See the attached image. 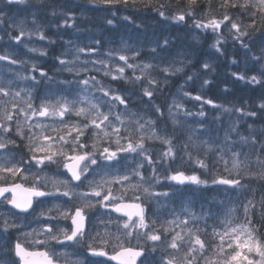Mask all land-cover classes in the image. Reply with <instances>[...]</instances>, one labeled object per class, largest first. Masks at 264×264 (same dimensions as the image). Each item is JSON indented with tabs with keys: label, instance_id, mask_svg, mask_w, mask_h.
I'll list each match as a JSON object with an SVG mask.
<instances>
[{
	"label": "rangeland",
	"instance_id": "obj_1",
	"mask_svg": "<svg viewBox=\"0 0 264 264\" xmlns=\"http://www.w3.org/2000/svg\"><path fill=\"white\" fill-rule=\"evenodd\" d=\"M224 2L225 0H196L194 4L189 5L188 0H135L134 3L129 0L127 4L108 5L95 3L93 0H25L22 4H9L8 0H0V55L9 57V60L0 61V87L9 93L7 96L0 93V123H7L12 129L7 134L0 132V136L15 141V145L9 144L7 148L0 149V164L23 160L24 163L20 166L25 169L24 175L27 176V179L17 175L14 179L9 177L7 180H0V186L20 182L32 187L35 183L39 190L52 193L46 199L40 200L34 212L29 215H22L11 209L7 202L10 198L0 203V264H19L14 254L16 243L30 250H47L62 264H98L101 261L110 264L100 257L90 256L86 248L89 237L95 236L96 232L101 235L105 232H111L113 236L117 234L116 223H108L110 218L117 217L110 209L99 204L91 209L85 208L88 222L83 244L57 243L49 238L50 234L45 230L53 228V232H58L59 228H65L70 231L71 219L60 217L56 209L69 210L74 214L75 209L82 207L86 200L98 199L83 195L91 191L90 180L112 181L123 175H128L130 179L123 184L112 183L110 186L113 193L117 196L121 192L125 193V202L141 203L146 208L149 228L158 229L161 234V241L155 242V251L151 249L152 241H145L143 238L138 240L135 235L133 238L122 237L128 246L136 247L138 243L146 245V254L151 264H166L171 255H175L178 261L184 260L189 241L199 236L206 245V252L204 257L198 260V264L219 259L217 233L223 234L229 227L226 221H230L232 226L240 224L235 214L236 199L245 190V186H241L240 177L250 176L261 165L262 154L257 152V148L260 145L259 150L263 144L262 141L259 142L257 131L252 128L251 116H255L241 109L218 107L211 116L213 119L210 126L205 123L209 114L203 113V107L199 106L198 100L195 99L200 96L198 86H202V82L206 80L198 73L189 72L191 64L199 60L195 61L193 48L190 50L188 43L196 42L199 38L207 42L202 48L205 64H215L216 59L223 58L226 51V62H235L236 76L244 77V80L250 83H253L251 78L255 76L258 82H264V13L258 10L257 0H249L247 8L239 6L244 0H238L236 7H222ZM75 8L81 9L82 15H74ZM161 12L164 13L163 16L160 15ZM112 14L118 17L115 23L111 19ZM181 14L185 17L183 21L176 19ZM225 14L230 17L229 20L223 19ZM195 19L208 23L211 20L223 21L220 23L222 32L218 34L213 30L205 31L203 27L191 24ZM233 22L240 26V32L231 28ZM253 24L255 27H249ZM105 25L107 28L118 26L119 37L115 41L116 45L111 39L105 40L104 45L98 42L94 44L95 39L98 41L101 38V33L97 32H102ZM243 32L248 35H241ZM41 35L44 39L40 38ZM188 36L190 38L186 39ZM49 50L52 53L48 57ZM120 55H126L127 63L133 67H128L121 61ZM60 59L72 62L68 66L74 69L86 67L88 71H81L79 75L75 70L71 73L61 71L64 66L60 65ZM10 60H15L16 63H10ZM100 60H103L104 64L99 63ZM33 65L36 66V71L32 70ZM145 65L149 67L145 68ZM49 66L57 67L53 72L56 74L47 71ZM119 67L124 68L123 76L113 80L112 75H119L116 71ZM165 68L168 69L167 72L163 71ZM40 71L47 72L48 76L54 77L56 81H71V84L57 86L55 83H49L40 77ZM105 72H110L111 75L105 76ZM32 76L36 77L35 81L31 79ZM91 77H95L99 83L92 82L87 87L76 83L81 78ZM136 77L140 79L137 80ZM189 79L195 81L189 82ZM204 84L206 85L205 82ZM101 86L124 98L126 105L112 101L111 95L105 97L103 92L98 90ZM145 89L153 92L151 98L144 95ZM16 92H20V95L16 96ZM263 94L264 91L260 97H263ZM29 97L33 109H37L46 98L53 103L61 98L70 102L83 98L100 103V110L103 112H107L111 107L110 120L121 129L120 137L131 136L135 142L143 135L144 147L152 157L153 163L149 164L144 156L138 153L120 152L115 161H99L101 167L93 166L95 171L90 170L87 178L82 177L79 184L72 181L67 169L63 167V156L55 157L57 163L45 162L44 165H37L36 161L31 159L32 153L28 145L51 144L53 151L63 148L67 155H74L76 153L72 151V144H64L59 137L63 135L66 140L72 141L77 133L73 131L71 135H67L68 127L64 125L83 126L87 121L72 113H66L63 121L59 117H32V110L26 105ZM260 99L264 103V97ZM205 105L211 109L216 106L209 103ZM81 106L87 105L76 103V107ZM25 113H28L27 118ZM117 113L121 114L124 120L122 125L115 120ZM6 114L12 115V121L5 120ZM216 117L218 119H215ZM149 120L154 123L146 124ZM242 122L244 129L240 126ZM37 124H42L43 127H37ZM139 124H145V127L139 129ZM17 126L23 132V139L16 135ZM106 130L112 131L111 128ZM97 132L99 130L91 126L85 129L80 142L87 147L77 148L78 153L91 152V145L97 141L98 148L110 146L111 150L116 149V135L110 137L112 143L109 145L108 139L102 134L99 137L95 135ZM153 132L158 137L171 140L175 153L178 145L183 147L186 153L182 158L185 161L179 162L180 158L177 156L174 160L162 158L161 153L167 151L168 146L162 144L159 139L150 138ZM44 136L52 139L45 141ZM120 143L126 146L128 141L121 138ZM233 152L239 153V156H233ZM47 154L35 153L38 157ZM221 155L229 161V169L233 159L241 162L239 175L236 171L231 173V178L239 179L240 185L211 183L214 176L229 177V172L224 171ZM197 159L203 160L207 169H201L196 163ZM178 163L189 164L191 170H182L185 168H179ZM137 171L144 176L143 180L135 175ZM174 171H183L188 175H200V171L204 175L201 178L208 179L209 183L207 186L177 185L175 187L180 190L175 191L167 187L173 182L164 179L165 175H171ZM260 172H264L263 166ZM156 177H159V183L156 182ZM53 181L57 182L55 187ZM59 181H68V184L65 186ZM144 188H149L155 193L168 192L169 195L149 196L143 191ZM65 190L72 194L71 198L60 194ZM137 195L141 197L140 201L134 200ZM5 219L15 227L5 231ZM174 220L187 221V224H169ZM161 225L168 227L169 231L164 233ZM175 232L184 237L183 241H178L181 245L178 252L168 247ZM36 240H44L45 243L35 244ZM227 251L230 252L231 249ZM249 258L257 261L260 259L255 253L249 254Z\"/></svg>",
	"mask_w": 264,
	"mask_h": 264
},
{
	"label": "snow or ice",
	"instance_id": "obj_2",
	"mask_svg": "<svg viewBox=\"0 0 264 264\" xmlns=\"http://www.w3.org/2000/svg\"><path fill=\"white\" fill-rule=\"evenodd\" d=\"M95 3H103L108 5H115L124 3L127 4L129 0H93ZM134 3L135 0H132ZM196 0H188L189 5L194 4ZM258 2V10L264 13V0H257ZM9 4L12 3H25V0H8ZM222 7L225 6H231L236 7L238 6V0H225L224 4L221 5ZM241 8H247L249 6V0H244L243 4L239 5ZM253 7H256L257 5H252ZM163 7V6H162ZM161 16L164 15L163 12L160 13ZM176 19L183 21L185 19L184 15L181 14ZM225 21L229 20L230 17L225 14L224 18ZM223 21L217 22L216 20H211L208 24H204L203 27L208 28L212 27L213 29H218L220 27V23ZM111 23V21H109ZM201 25H197V27H200ZM249 27H255V25H249ZM231 28L235 29L237 32H240V26L236 23L231 24ZM21 35H23V30H21ZM31 35V33L29 34ZM241 35H248L247 32L241 33ZM41 39H44V36L41 35ZM239 37H237L238 39ZM19 40V37L16 38ZM167 43V41L165 42ZM245 47L247 45H244ZM32 51H35V49H31ZM79 51H83V49H79ZM44 54V53H42ZM119 59L121 61H124L125 64L128 67H133L131 64H128V57L126 55H120ZM3 60H9V57L0 55V61ZM10 63H16L15 60H10ZM60 65L64 66L61 68V71H68L73 72L75 70L76 74L79 75L81 71H88V69L85 67L83 69L81 68H75L68 66L72 62H66L63 59L59 60ZM93 63H96V61H93ZM99 63L104 64L103 60H100ZM206 68L208 67L207 64L204 65ZM107 67V65H105ZM145 68L149 67V65H145ZM32 70L36 71L37 68L35 65L32 66ZM117 73L119 75H112L113 80H117L122 78L124 73V68L119 67L117 68ZM163 71L167 72L168 69L165 68ZM176 71H180V69H176ZM40 77L47 80L49 83H55L57 86L62 84H71V81H56L54 77L48 76V74L44 71H40ZM105 76L111 75L110 72H105ZM22 79H28V77H21ZM239 79H244V77H238ZM32 80H36L35 76L31 77ZM137 80L140 79V77H136ZM252 82L256 83L258 82L256 80V77L253 76L251 78ZM39 82V81H37ZM95 82L99 83L95 80V77H91L90 79H84L81 78L79 81H77V84H83L85 87H87L90 83ZM151 83V81H150ZM207 83V81H205ZM99 91L103 92V95L105 97H108L111 95L112 101H118L121 105H126V100L122 98L120 95H116L111 93V90H106L103 86H101ZM0 93H3L4 96H7L9 93L5 91L2 87H0ZM16 96L20 95V92L15 93ZM144 95L151 98L153 95V92L145 89ZM196 100H200L201 97L197 96L195 97ZM206 103H212L211 101H205ZM76 103H79L81 105H87V106H81L76 107ZM27 108L32 110L30 115L32 117H59L62 121L64 119V116L66 113H72L76 115L77 117H82L87 122L83 124V126L80 125H71L70 127L65 124V127H68L67 135H71L72 132H76L77 135L73 137L72 141H68L65 139L63 135L59 137V140L62 141L64 144L71 143L72 144V151L76 154L74 155H67L63 148L53 151L51 144H40V145H34L30 144L28 145L30 153H32L31 159L36 161L37 165H44L45 162L48 163H57L58 161L55 159L57 155L64 157L63 167L68 170V172L71 173V177L75 181H81L82 177L87 178V175L90 170L95 171V168L93 166L101 167V164L99 161H115L118 157V154L120 152H135L139 155H143L144 158L147 160L149 164L153 163V159L150 155H148L147 150L144 147V136L140 135L138 140L133 142L131 136H125L120 137V131L121 129L119 127H116L113 125L112 121L110 120V116L112 115L111 107H109L107 112H103L100 110L101 104L100 103H93L86 99H79L78 101H68L65 98L57 99L55 103L51 102L47 98L42 101L40 106L37 109H33L32 103H31V97H29V100L26 102ZM261 108H264V104L260 105ZM159 111V109H156ZM21 112H24L23 109H20ZM203 115V113H201ZM251 115H254V113H251ZM25 116L27 118L28 113H25ZM5 120L10 122L12 121V115L6 114ZM115 120L119 121L122 125L124 123V120L121 118V114L117 113L115 115ZM148 125H151L154 123V121H146L145 122ZM37 127H43L42 124H37ZM93 127L94 129H98L99 132L95 133L97 137L100 136V134L103 135L104 138L108 139L109 145L112 143L110 137L112 135H116L117 139L114 141V143L117 145L115 150H111L110 146L108 147H97V142H94L91 147V152H83L78 153L77 148L83 149L86 148L87 145L80 142V137L84 135L85 129L88 127ZM139 129H143L145 127V124H139ZM111 128V132L107 131L106 129ZM12 129L9 124L7 123H0V132H3L5 134L11 132ZM56 131V129H54ZM16 135L20 136L21 139H23V132L17 126L16 129ZM126 139L128 141L127 145H121L120 139ZM150 138H156L159 139L160 142L164 145H167V151H164L161 153L162 158H167L170 160H174L176 158V153L174 151V148L172 146V141L163 137L156 136L155 132L152 133V137ZM43 139L45 141L52 139L51 137L44 136ZM9 144L15 145V141L11 139H6L4 136H0V149H5L8 147ZM139 150V151H138ZM211 150V148L209 149ZM35 153H48L47 155L38 157L35 155ZM98 153V156H97ZM233 156L238 157L239 153L233 152ZM189 157L191 158V154H189ZM220 160L224 163V171L229 172V177L224 176H214L211 178V183L216 185H229V186H238L240 185V180L236 178H231V173L233 171H236L237 175H239V169L241 166V162L238 159H233L231 161V169H229L228 164L229 161L225 160L223 155L220 156ZM261 163H264V161H260ZM24 161L21 160L16 163H8V164H0V173L4 175H0V180H7L9 177L15 178L17 175H20L22 179H27V176L24 175L25 169L21 167L20 165L23 164ZM197 165L201 169H207V165L204 163L203 160L197 159L196 161ZM143 167V165H140ZM135 175L140 176V179L143 180L144 176L137 171ZM202 175V174H201ZM201 175H197L195 173L193 174H185L183 171H174L171 175H165L164 179L172 181L173 184L167 185L170 189H174L175 191H179L180 189L175 187L177 185L179 186H185V185H204L207 186L209 181L208 179H202ZM260 178L264 179V172L260 174ZM129 176L123 175L120 177H117L113 179L112 181L103 180L102 182H96L95 180H90L89 185L91 187V191L83 193L86 197H96L95 201L92 200H86L82 207H77L75 209L74 214H71L69 210H59L56 209L58 212V215L62 218L71 219V230H67L65 228H59L58 232H53V228H48L45 231L50 234V239L56 241L57 243H65V242H71L73 245L76 244H83L84 238L86 236V223L88 222V216L85 212V208L91 209L96 207L97 204H99L101 207H104L106 209H110L112 212L120 214L119 216L115 218H110L108 223H116L117 229H116V235L113 236L111 232H105L104 235H101L100 232H96L95 236H90L88 239V242L86 244L87 252L92 257H104L106 258V261L108 262H114V264H151V261L149 260V256L146 254L148 251V246L146 245H138L136 247L128 246L122 239L124 238H133L135 235V238L138 240L140 238H143L145 241H152L153 244L151 245L152 251H155L157 244L155 242L161 241V234H159V230L155 228H149V224L147 222V213L146 208L142 206L139 202H132L128 203L124 200L125 193L121 192L119 196L115 195L113 193V189L111 188L112 183H118L123 184L124 181H128ZM156 182L159 183V177H156ZM57 182L53 181V186L55 187ZM59 183L64 184L67 186L68 181H59ZM105 185H109L108 187H105ZM47 185L45 184V187ZM135 187V186H134ZM143 191L147 193L149 196H168V192H161V193H155L151 192L149 188H144ZM5 193H11V199H8L7 202L11 204L14 208L19 209L21 212H27L32 207V199L33 197H44L46 195H51L52 193L45 192L39 190L38 187H36L35 183L32 187L24 188L19 183H12L10 187H0V197H3ZM64 197L71 198V193L67 190L60 193ZM135 201H140V196L134 197ZM249 206L251 208H255V205L249 201L248 205L244 206L245 209V223L232 226L230 221H226V223L229 224V227L223 232V234L217 233L219 236V244L217 245V256L219 259H212V260H206L205 264H264V242L257 239L254 236V232L257 231L255 224L253 223V220L248 216ZM262 209H264V203H262ZM43 214V213H42ZM254 215V213H253ZM121 218H126L122 220ZM153 223H155L153 221ZM187 224V221H171L169 224ZM14 224H10L7 219H5L3 228L5 231H7L10 228H14ZM58 227V226H54ZM161 228L163 229L164 233H167L169 231V228L161 225ZM146 230L141 232L140 230ZM174 231V230H173ZM227 238V239H226ZM184 237L181 236L179 232H175L174 235L171 236L170 243L168 244V247L175 251H179L180 244L178 241H183ZM35 244L43 245L45 243L44 240H36L34 242ZM99 245V246H98ZM198 246V247H197ZM109 249H111L109 251ZM227 249H231V251H227ZM15 255L19 258V264H57V261L54 259L53 253L45 250L40 251L37 249H28L24 246H22L20 243H16L15 245ZM246 250V251H245ZM206 252V245L204 241L199 237L195 236L194 240L189 241L188 249L185 253V259L182 261H178L177 257L175 255H171V258L166 262V264H194V262H197L200 258H203ZM255 253L256 256H258L260 259L257 261L255 259H250L249 254ZM89 264H97V262H89ZM98 264H104L103 261L98 262Z\"/></svg>",
	"mask_w": 264,
	"mask_h": 264
},
{
	"label": "trees",
	"instance_id": "obj_3",
	"mask_svg": "<svg viewBox=\"0 0 264 264\" xmlns=\"http://www.w3.org/2000/svg\"><path fill=\"white\" fill-rule=\"evenodd\" d=\"M208 2H212V0H208ZM57 6V5H56ZM80 10L75 8L74 9V15H82L80 14ZM94 9L91 11V14L93 15ZM189 12V11H188ZM195 13V11L193 12ZM116 18L114 14L111 15V19L116 22ZM133 19V18H132ZM129 20V19H128ZM135 20V19H133ZM137 21V20H135ZM192 24V23H191ZM59 25V24H58ZM107 26L102 27V32H97L98 34L101 33V38L97 41L95 39V43L97 42L99 44L104 45L106 43L105 40L111 39L113 44L116 45L117 42L116 39L119 37L117 34L119 32L118 26L108 27L106 31ZM118 31V32H117ZM190 38L188 36L186 39ZM207 42L204 41L202 38H199L196 40V42H190L188 43V47L191 50L193 48V57L196 60L194 63L191 64L189 72L198 73L201 75L204 80L207 81L206 85L204 84L205 81H203V85L198 86V91H200V97L203 101H211L213 104L217 105L219 108L222 109H230L234 110L241 109L244 112L248 113H254L252 117L251 115V124L252 128L257 131V134L259 136V142L262 141V148H259L260 145H258L257 152L261 153L262 156H260V161H264V108H261L260 105L264 104L260 98L261 93L264 91V82H258V83H250L247 80L239 79L235 75V62H226V51L223 56V58L216 59V63H212L211 66L208 65L206 68L205 62H203V55H204V45ZM199 47V49H196V47ZM234 65V66H233ZM195 81L194 79H189V82ZM217 108V110L219 109ZM210 109L206 108V111L209 112ZM216 110H214L211 113H215ZM212 118L205 119V123H209L210 126L212 125ZM215 119H218L217 117ZM214 119V120H215ZM222 119V118H221ZM204 122V121H203ZM216 123V120H215ZM247 121L245 119V124L247 125ZM242 129H244V122L240 124ZM186 151L181 146H177V152L176 156L180 159H178L179 162L185 161L182 156H185L184 154ZM179 168H185L182 170H191V166L189 164L178 163ZM264 167V163H261L260 166L256 168L254 172L251 173V175L242 176L241 179V186H245L244 193L236 199L235 204V214L237 217V221H239L240 224L245 223V209L244 206L248 205V202L251 201L255 208H251L249 206L248 216L253 220V223L256 226L257 231L254 232V236L264 242V209H262V203H264V179L260 178V174L262 172L261 168ZM199 174L201 176H204L203 173L199 171ZM254 213V215H253Z\"/></svg>",
	"mask_w": 264,
	"mask_h": 264
},
{
	"label": "water",
	"instance_id": "obj_4",
	"mask_svg": "<svg viewBox=\"0 0 264 264\" xmlns=\"http://www.w3.org/2000/svg\"><path fill=\"white\" fill-rule=\"evenodd\" d=\"M204 24H206V23H204ZM204 24H203V25H204ZM208 29H213V28H212V27H208ZM220 29H221V26H220L217 30L220 32ZM69 174L71 175L70 172H69ZM74 181H75V180H74ZM75 182H78V181H75ZM7 194H8V193H5L4 196L7 195ZM4 196H3V197H4ZM3 197H0V199L3 198ZM34 198H35V197H33V199H34ZM33 199H32V207H33ZM10 206L13 207L11 204H10ZM32 207H31L27 212H30L31 209H32ZM13 208H14V207H13ZM15 209H16V208H15ZM16 210L19 211V212H21L19 209H16ZM27 212H22V213H27ZM114 213H115V212H114ZM116 214H117V215H120V214H118V213H116ZM16 258L19 260V258H18L17 256H16ZM103 258H104V257H103ZM105 259H106V258H105ZM112 263H114V262H112Z\"/></svg>",
	"mask_w": 264,
	"mask_h": 264
},
{
	"label": "bare ground",
	"instance_id": "obj_5",
	"mask_svg": "<svg viewBox=\"0 0 264 264\" xmlns=\"http://www.w3.org/2000/svg\"><path fill=\"white\" fill-rule=\"evenodd\" d=\"M130 179V178H129ZM49 212V211H48ZM55 220V219H54Z\"/></svg>",
	"mask_w": 264,
	"mask_h": 264
}]
</instances>
